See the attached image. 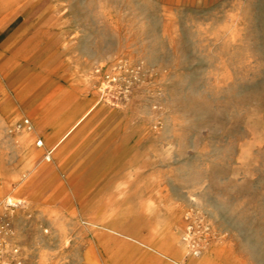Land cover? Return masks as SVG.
Returning <instances> with one entry per match:
<instances>
[{"label": "rangeland", "instance_id": "obj_1", "mask_svg": "<svg viewBox=\"0 0 264 264\" xmlns=\"http://www.w3.org/2000/svg\"><path fill=\"white\" fill-rule=\"evenodd\" d=\"M0 229V264H264V0H0Z\"/></svg>", "mask_w": 264, "mask_h": 264}, {"label": "bare ground", "instance_id": "obj_2", "mask_svg": "<svg viewBox=\"0 0 264 264\" xmlns=\"http://www.w3.org/2000/svg\"><path fill=\"white\" fill-rule=\"evenodd\" d=\"M27 127H29V126H27ZM30 130H32L31 128H30ZM33 133H35L36 134V130L33 132H29V131H27L26 130V132H24L23 134H21L20 135V139L21 140H23V141H25V139H27L31 134H33ZM19 134V133H18ZM17 134V135H18ZM47 139V138H46ZM38 142V143H37ZM36 144H39V146L40 145H45V142L43 141V139H41V140H38V141H36ZM58 147V146H57ZM57 147H54V144H53V146H52V149H57ZM28 150L30 151L29 153H30V155H31V157L33 158V157H35V155H36V152H34V148L31 146V147H29L28 148ZM8 201L9 202H12V197H9L8 198ZM6 230H7V228H6ZM4 232H6L5 230H2V229H0V246L2 245L1 243V239H2V236H3V234H5ZM190 241V240H189ZM1 248V247H0ZM159 254H160V256H163L162 258L164 259V261H166V260H170V259H174V257H176L177 258V260L181 263V264H185V262L183 261V259H181L178 255H175V254H172V253H170V252H168L167 250H164V249H162L161 247L159 248Z\"/></svg>", "mask_w": 264, "mask_h": 264}, {"label": "crops", "instance_id": "obj_3", "mask_svg": "<svg viewBox=\"0 0 264 264\" xmlns=\"http://www.w3.org/2000/svg\"><path fill=\"white\" fill-rule=\"evenodd\" d=\"M114 231H116V230L114 229ZM142 244L144 245L142 251H147V253L150 252V253L156 254L158 256L159 260L163 259L162 258L163 256H160V254H159L160 246H153L152 244H149V243H142ZM176 261L179 262L177 259H176Z\"/></svg>", "mask_w": 264, "mask_h": 264}, {"label": "built area", "instance_id": "obj_4", "mask_svg": "<svg viewBox=\"0 0 264 264\" xmlns=\"http://www.w3.org/2000/svg\"><path fill=\"white\" fill-rule=\"evenodd\" d=\"M26 122H28V121H26Z\"/></svg>", "mask_w": 264, "mask_h": 264}]
</instances>
